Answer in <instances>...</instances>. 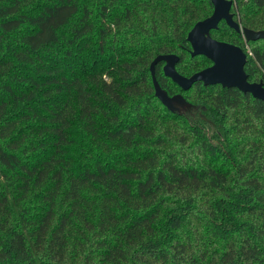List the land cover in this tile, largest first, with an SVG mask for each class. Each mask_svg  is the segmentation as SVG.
Segmentation results:
<instances>
[{
    "label": "trees",
    "instance_id": "obj_1",
    "mask_svg": "<svg viewBox=\"0 0 264 264\" xmlns=\"http://www.w3.org/2000/svg\"><path fill=\"white\" fill-rule=\"evenodd\" d=\"M210 0H0V264H264V101L234 87L182 90L169 111L149 70L209 66L188 31ZM264 29V0H233ZM247 54L264 39L221 20ZM249 47V52L246 50Z\"/></svg>",
    "mask_w": 264,
    "mask_h": 264
},
{
    "label": "water",
    "instance_id": "obj_2",
    "mask_svg": "<svg viewBox=\"0 0 264 264\" xmlns=\"http://www.w3.org/2000/svg\"><path fill=\"white\" fill-rule=\"evenodd\" d=\"M213 5L212 13L197 21L188 31L186 39L191 49L190 54L203 55L211 61V64L190 76H184L176 70L179 56L174 53L159 54L149 64L151 80L155 96L171 112L180 111L190 107V103L182 94L169 95L163 89L155 75V66L163 61V73L175 82L182 90H188L195 82L203 85H216L230 88L234 87L243 93H250L252 97L264 101V83L262 80L250 82L244 66L247 60L246 52L239 46L217 40L210 35L212 29H216L221 20L236 32L242 33L245 40L264 39V29L253 30L242 27L234 19L231 7L233 0H210Z\"/></svg>",
    "mask_w": 264,
    "mask_h": 264
},
{
    "label": "rangeland",
    "instance_id": "obj_3",
    "mask_svg": "<svg viewBox=\"0 0 264 264\" xmlns=\"http://www.w3.org/2000/svg\"><path fill=\"white\" fill-rule=\"evenodd\" d=\"M246 50H248V52H249V47L248 46H246Z\"/></svg>",
    "mask_w": 264,
    "mask_h": 264
}]
</instances>
